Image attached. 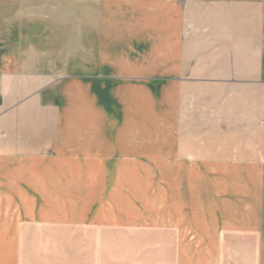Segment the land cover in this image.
<instances>
[{
    "label": "crops",
    "instance_id": "1",
    "mask_svg": "<svg viewBox=\"0 0 264 264\" xmlns=\"http://www.w3.org/2000/svg\"><path fill=\"white\" fill-rule=\"evenodd\" d=\"M31 225L264 264V0H0V264Z\"/></svg>",
    "mask_w": 264,
    "mask_h": 264
},
{
    "label": "rangeland",
    "instance_id": "2",
    "mask_svg": "<svg viewBox=\"0 0 264 264\" xmlns=\"http://www.w3.org/2000/svg\"><path fill=\"white\" fill-rule=\"evenodd\" d=\"M21 237L19 256L23 264H70L74 250L79 251L80 264H120L125 259L127 264H133L134 254H142L143 264H152L153 250L147 244L153 234L148 230H74L63 226L31 225L21 232ZM139 243L143 245L138 246ZM170 252L171 249L163 248V254Z\"/></svg>",
    "mask_w": 264,
    "mask_h": 264
}]
</instances>
